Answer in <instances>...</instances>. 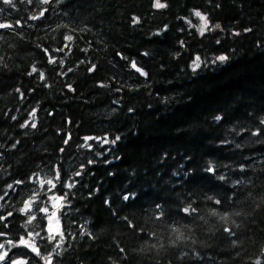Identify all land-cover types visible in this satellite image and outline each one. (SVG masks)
<instances>
[{
    "label": "trees",
    "instance_id": "16d2710c",
    "mask_svg": "<svg viewBox=\"0 0 264 264\" xmlns=\"http://www.w3.org/2000/svg\"><path fill=\"white\" fill-rule=\"evenodd\" d=\"M159 2L0 0V264H264V0Z\"/></svg>",
    "mask_w": 264,
    "mask_h": 264
},
{
    "label": "rangeland",
    "instance_id": "374dc122",
    "mask_svg": "<svg viewBox=\"0 0 264 264\" xmlns=\"http://www.w3.org/2000/svg\"><path fill=\"white\" fill-rule=\"evenodd\" d=\"M193 16L196 19V25L197 28L199 29V26H201L203 24V21L201 20V18L196 17L194 14ZM208 17V16H207ZM209 19V18H208ZM210 21V20H209ZM215 25L211 23H209L208 27H214ZM196 64H199V60H197ZM39 189L41 191H46V187L43 185H40ZM38 195V194H37ZM48 199L47 200H40L34 196H32L30 199L26 200L23 203L22 206V212H24L25 214H27L29 216V218L32 220V222L34 221L32 215V212L34 210V208L38 205L40 206L42 209H47L46 213L48 214V225L51 226V230L53 231V233L51 234H58L60 232V226H59V213L61 208L64 205V197L60 196V195H50L48 194ZM0 203H1V199H0ZM26 205H28V207L26 208ZM35 236L34 234L30 233L28 236L24 237L23 240H27L28 244L24 245L21 244L20 241L18 242L17 245L15 244H9L7 241H3L0 242V244H4V248H0V253L3 252H10V249L15 247V246H29V247H33V242H34Z\"/></svg>",
    "mask_w": 264,
    "mask_h": 264
},
{
    "label": "snow or ice",
    "instance_id": "6c2138e0",
    "mask_svg": "<svg viewBox=\"0 0 264 264\" xmlns=\"http://www.w3.org/2000/svg\"><path fill=\"white\" fill-rule=\"evenodd\" d=\"M3 3H5V4H12V0H3ZM156 6H157V7H165V5L161 4V3L159 2V0H156ZM41 15H43V13H41ZM33 19H36V17H33ZM17 23H19V22H17ZM11 27H12L11 24L0 23V29H6V28H11ZM67 39H68V40H71L72 37H71V36H68ZM45 51H47V50H45ZM220 59L223 61V60L226 59V58H225V57H221ZM133 67H136V65L133 64ZM32 71H33V72H36V68L34 67V68L32 69ZM69 87H71V86L69 85ZM217 119H219V118H217ZM23 126H24V125H22V127H23ZM32 127L34 128V127H36V125H35V124H32ZM89 139H91V138H89ZM65 142H67V141H65ZM18 183H20V182H18ZM9 187H12V186L9 185ZM0 199H3V197H0ZM125 199H127V197H125ZM216 203L219 204V203H221V201L217 200ZM27 207H28V205H26V208H27ZM159 207H160V206L157 205V208H159ZM42 211H45V212H46L47 209H42ZM183 211H184L185 213H190V212L195 211V209L184 208ZM213 214L215 215V213H213ZM8 215L11 216L12 213H9ZM161 215H162V213H161ZM5 219H6V217L0 216V221H3V220H5ZM33 219H34V217H33ZM220 219H221V220H226V219H227V214H225V216L220 217ZM223 230H224L225 232L231 234V235H235V233L232 232V229H230V228H224ZM4 235H5L4 232H0V237H2V236H4ZM8 243L11 244L12 241H8ZM20 243H21V244H24V245H27V244H28V241H27V240H23V239H21ZM0 248H4V244H0ZM32 251L35 252L37 255H39V249L33 248ZM122 251H123V250H122ZM8 255H9V254H8L7 251H6V252H3V253H0V261H5V258L8 257ZM6 264H25V262H23V261H19V260H11V259H9V260L6 262ZM49 264H51V261H49Z\"/></svg>",
    "mask_w": 264,
    "mask_h": 264
},
{
    "label": "clouds",
    "instance_id": "9594fccd",
    "mask_svg": "<svg viewBox=\"0 0 264 264\" xmlns=\"http://www.w3.org/2000/svg\"><path fill=\"white\" fill-rule=\"evenodd\" d=\"M163 5H165V4H163ZM155 7H156V8H163V7H157V6H156V3H155ZM165 7H166V5H165ZM191 11H192V13H193L196 17L201 18V20L203 21V24H202L201 26H199V29H198L199 34H200L201 36L204 35L205 31H211V30H212L211 28L208 27L210 21H209L207 15H206L205 13H203V12H202L201 10H199V9H192ZM189 23H191V22L189 21ZM214 27H215V28H220L221 26H220V24L217 23ZM246 31H251V29H246ZM236 34L239 35V33H236ZM221 57H225V56H219L218 59H219L220 61H222V60L220 59ZM225 58H226V57H225ZM197 59H199V58H197ZM224 60H225V59H224ZM143 75H147V73L145 72V73H143ZM218 118H219V117H218ZM261 123L264 124V119L261 120ZM258 131H259V130L257 129V132H258ZM255 134H256V133H254V135H255ZM184 239H185V236H184L182 233H179V230H176V240H174V241H172V242H173V243H176L177 241L184 240ZM257 264H259V262H257Z\"/></svg>",
    "mask_w": 264,
    "mask_h": 264
},
{
    "label": "water",
    "instance_id": "95a60500",
    "mask_svg": "<svg viewBox=\"0 0 264 264\" xmlns=\"http://www.w3.org/2000/svg\"><path fill=\"white\" fill-rule=\"evenodd\" d=\"M135 69H137L138 67L136 66V67H134ZM142 73H144V71H141Z\"/></svg>",
    "mask_w": 264,
    "mask_h": 264
},
{
    "label": "bare ground",
    "instance_id": "6f19581e",
    "mask_svg": "<svg viewBox=\"0 0 264 264\" xmlns=\"http://www.w3.org/2000/svg\"><path fill=\"white\" fill-rule=\"evenodd\" d=\"M143 70V69H142ZM142 73V72H141Z\"/></svg>",
    "mask_w": 264,
    "mask_h": 264
}]
</instances>
